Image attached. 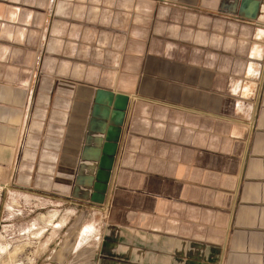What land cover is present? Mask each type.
Here are the masks:
<instances>
[{"label": "crops", "instance_id": "obj_1", "mask_svg": "<svg viewBox=\"0 0 264 264\" xmlns=\"http://www.w3.org/2000/svg\"><path fill=\"white\" fill-rule=\"evenodd\" d=\"M49 2L0 0V185L104 227L45 264H264V0Z\"/></svg>", "mask_w": 264, "mask_h": 264}, {"label": "rangeland", "instance_id": "obj_2", "mask_svg": "<svg viewBox=\"0 0 264 264\" xmlns=\"http://www.w3.org/2000/svg\"><path fill=\"white\" fill-rule=\"evenodd\" d=\"M53 7L48 5L49 14ZM89 207L21 191L13 180L0 185V264H45L54 247L71 231H76L74 236L81 233L83 239L96 235L98 228L103 231L102 215Z\"/></svg>", "mask_w": 264, "mask_h": 264}, {"label": "built area", "instance_id": "obj_3", "mask_svg": "<svg viewBox=\"0 0 264 264\" xmlns=\"http://www.w3.org/2000/svg\"><path fill=\"white\" fill-rule=\"evenodd\" d=\"M54 2H55L54 0H50V4H49L50 7H52V5L54 4ZM104 212H105V210H104ZM104 214H105V213H103V215H104Z\"/></svg>", "mask_w": 264, "mask_h": 264}]
</instances>
